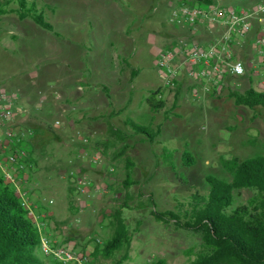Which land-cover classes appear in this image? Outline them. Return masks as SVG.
<instances>
[{
  "label": "rangeland",
  "instance_id": "1",
  "mask_svg": "<svg viewBox=\"0 0 264 264\" xmlns=\"http://www.w3.org/2000/svg\"><path fill=\"white\" fill-rule=\"evenodd\" d=\"M255 1L216 0V3L237 8ZM35 2L60 37L29 19L20 20L14 12L1 15L0 91L19 95L27 87L38 85L41 79H34L36 66L61 64L59 66L63 67L69 40L65 38V29L71 25L88 28L89 14L99 26L96 36L89 39L93 44L91 58L97 69H105L110 52L114 61H120L119 65L138 71V76L128 86L132 90L130 101L110 121L113 127L127 134L123 141L107 133L93 137L81 128H72L63 111L67 103L61 100L53 110L40 106L39 110L18 116L21 118L18 121L15 119L16 125L28 134L26 141L34 163L32 171H27L28 175L31 173L28 180L38 182L31 191L30 201L46 213L50 246L84 253L89 258L87 264H115L123 251L116 252L110 259L93 258L92 254L95 247H102L110 239L112 214L122 207V217L131 235L128 257L122 264H156L158 260H164L166 264H188L201 249L200 235L154 221L148 195H152L158 211L179 209L191 195L208 191L207 176L231 180L222 166L223 160L264 156V108L236 106L227 91L196 103L184 90V83L178 86L176 96L177 87L163 96L165 112L149 111L142 96L147 94V88L162 83L163 71L157 65V56L172 40L168 35L175 26L169 22V16L178 0ZM15 7L16 2L11 0L9 8ZM110 35L126 38L127 48L121 50L114 44L110 49ZM35 55L38 61H35ZM123 57L126 62L122 64ZM49 82L56 84L54 80ZM27 83L31 86H20ZM54 119H59L60 124L55 126ZM126 119L152 132L159 127L160 132L150 143L145 137L132 134L122 123ZM123 144L129 145L125 155L133 163L134 184L127 188L123 183L125 156L119 155ZM81 150L98 154L100 165L88 166L81 162L77 158ZM185 152L192 157L193 164L189 166H185L189 162L182 159ZM72 169H81L92 183L90 192L84 196L83 203L87 206L81 214L76 212L73 189L66 178ZM252 195L248 190H242L240 194L235 192V204H245ZM50 199L53 204H48ZM124 203L126 207H123ZM75 218L79 219L77 224L73 223ZM37 252L45 264H58L45 256L40 248Z\"/></svg>",
  "mask_w": 264,
  "mask_h": 264
},
{
  "label": "built area",
  "instance_id": "2",
  "mask_svg": "<svg viewBox=\"0 0 264 264\" xmlns=\"http://www.w3.org/2000/svg\"><path fill=\"white\" fill-rule=\"evenodd\" d=\"M169 22L188 30L189 34L157 56V65L163 71L158 89L161 98L163 93L184 83V90L196 103L221 91L253 89L264 93V0L237 8L216 2L178 0ZM19 100L14 92L0 91V176L26 209L38 232L43 254L58 264H87L89 258L84 253L50 246L46 213L30 201L31 191L38 182L28 180L27 171L33 168L28 162V134L15 121L27 110L19 105ZM44 103L41 98L37 106ZM53 124L59 125V119H54ZM77 158L88 166H98L101 162L98 154L88 150H81ZM66 178L73 189L76 212L81 214L87 206L83 203L84 196L90 192L92 183L81 169L69 170ZM48 204H53V200ZM78 222V218L73 220L74 224Z\"/></svg>",
  "mask_w": 264,
  "mask_h": 264
},
{
  "label": "trees",
  "instance_id": "3",
  "mask_svg": "<svg viewBox=\"0 0 264 264\" xmlns=\"http://www.w3.org/2000/svg\"><path fill=\"white\" fill-rule=\"evenodd\" d=\"M15 8H9L11 0H0V16L14 12L20 20L29 19L41 29L58 35L38 7L35 0H14ZM191 2L213 4L216 0H190ZM175 90V96L179 92ZM228 96L236 106L253 109L264 108V93L253 89L244 92L229 91ZM159 90L149 93L147 104L152 112L164 108V102ZM175 104H172V108ZM123 125L134 135L145 137L150 143L159 134V127L154 132L148 130L130 119ZM107 134L120 141L127 137L122 130L107 127ZM26 144L28 145L27 141ZM29 147V146H28ZM129 145L123 144L119 155L125 156V188L132 182V166L130 157L126 154ZM28 162L34 167L31 150L28 148ZM167 159L166 152L163 153ZM183 161L193 164L192 157L185 152ZM222 166L231 177L230 181L207 176L205 178L208 191L204 194L195 193L189 201L181 204L179 209L158 211L149 194L150 215L154 221L173 225L200 235L201 249L188 264H264V156H255L245 160L231 158L222 161ZM32 171V169L30 170ZM31 176V173L29 172ZM29 176V177H30ZM248 190L253 193L245 204H235V192ZM123 207H126L125 203ZM113 234L102 245L95 247L92 257L112 258L116 252L123 251L115 264H122L128 257L131 235L122 217V207L112 214ZM139 223L137 222L136 225ZM97 242V241H96ZM99 246V244H98ZM40 247L38 232L28 217L26 209L15 195L13 189L0 176V264H45L37 249ZM191 253V251H189ZM156 264H166L158 260Z\"/></svg>",
  "mask_w": 264,
  "mask_h": 264
},
{
  "label": "crops",
  "instance_id": "4",
  "mask_svg": "<svg viewBox=\"0 0 264 264\" xmlns=\"http://www.w3.org/2000/svg\"><path fill=\"white\" fill-rule=\"evenodd\" d=\"M257 1L259 0L255 2ZM87 25L88 28L86 29H83L82 26L79 28L72 25L66 27L64 35L69 40H67L66 58L63 60L64 66L61 67V64H59L61 66L52 64L43 68L36 66L34 79H41L38 80L41 82L33 86L29 83L20 84V86L29 85L31 87H27L23 93L19 94V105L28 112L39 110L40 107L37 106V102L46 97L42 107L53 110L57 108L58 101H64L67 105L69 104L68 107H65L67 106L65 104L63 109L65 116L69 117V125L78 130L81 128L93 137H98L107 133V127L111 124L110 121L118 116L121 110L125 108L124 105L130 101L132 90L128 86L138 76V71L130 66L127 69L123 66L124 61L126 62L125 57L121 60L123 65H119L120 61H114V56L110 52L107 56L105 69H97L98 66L93 63L91 58L93 44L89 39L94 35L96 36V30L99 26L98 23L96 24V19L90 14ZM188 34V30L175 26L168 35L172 40L168 42L166 47H170L177 39L188 36ZM110 39V49L116 44L121 50H125L129 44L126 38L120 36L110 35ZM38 60L36 56L35 61ZM53 76L54 78H51ZM50 80H54L56 84H49ZM160 87V83L154 84L147 88V94L142 96L150 112L151 109L146 102L149 93ZM164 95L165 93L162 94V98ZM103 99L106 100L105 103ZM162 112H165L163 108L157 114ZM19 118L17 117V121Z\"/></svg>",
  "mask_w": 264,
  "mask_h": 264
}]
</instances>
